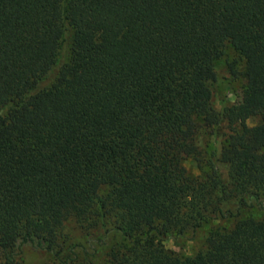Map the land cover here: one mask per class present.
<instances>
[{
    "label": "trees",
    "instance_id": "16d2710c",
    "mask_svg": "<svg viewBox=\"0 0 264 264\" xmlns=\"http://www.w3.org/2000/svg\"><path fill=\"white\" fill-rule=\"evenodd\" d=\"M109 235L110 264H264V0H0V264H100Z\"/></svg>",
    "mask_w": 264,
    "mask_h": 264
},
{
    "label": "rangeland",
    "instance_id": "374dc122",
    "mask_svg": "<svg viewBox=\"0 0 264 264\" xmlns=\"http://www.w3.org/2000/svg\"><path fill=\"white\" fill-rule=\"evenodd\" d=\"M215 80L211 84L212 105L214 109L220 110L223 106L234 104L239 101L243 86L245 84L242 74V61L238 55L229 47H225L224 54L214 63ZM255 119L247 121L248 125L255 122ZM248 212H242V215ZM221 227H228L231 224L229 219H221L213 222ZM212 224H205L196 230L193 237L184 236L179 238H165L162 245L179 255L188 256L194 253L202 243L207 229ZM69 227H72L70 225ZM77 235V234H76ZM106 244L98 250L95 261L100 264H110L106 260L105 252L113 244H119L120 239L116 236L109 235ZM23 262L25 264H45L50 261V256L42 251H33L28 247H24L21 252Z\"/></svg>",
    "mask_w": 264,
    "mask_h": 264
}]
</instances>
